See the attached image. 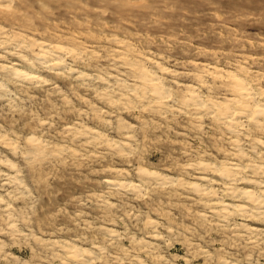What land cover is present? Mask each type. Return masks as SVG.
Segmentation results:
<instances>
[{
    "label": "rangeland",
    "instance_id": "1",
    "mask_svg": "<svg viewBox=\"0 0 264 264\" xmlns=\"http://www.w3.org/2000/svg\"><path fill=\"white\" fill-rule=\"evenodd\" d=\"M259 109L264 0H0V264H264Z\"/></svg>",
    "mask_w": 264,
    "mask_h": 264
},
{
    "label": "bare ground",
    "instance_id": "2",
    "mask_svg": "<svg viewBox=\"0 0 264 264\" xmlns=\"http://www.w3.org/2000/svg\"><path fill=\"white\" fill-rule=\"evenodd\" d=\"M46 49V48H45ZM62 50V49H61ZM45 52H43L44 53V55L45 56H49L48 54V52L49 51H47V50H44ZM60 51V50H59ZM45 58V57H44ZM47 58V57H46ZM58 61V60H57ZM54 64H55V62H53ZM53 64V65H54ZM59 64V63H58ZM57 65V64H56ZM60 65H61V63H60ZM55 67V66H54ZM152 81V80H151ZM236 89H238V93H239V96H240V98H242V99H244L245 101H246V103H242L243 104V111H242V115L243 116H245L246 114H248V111L250 110V108H251V106H250V104L254 101V99H255V97H254V94L246 87V86H244L242 83H239L238 84V87L236 88ZM157 91H158V95H160V91L157 89ZM156 94V93H155ZM160 97V96H159ZM159 97H157L158 99H159ZM160 100V99H159ZM241 100V99H240ZM245 101H243V102H245ZM240 103H241V101H239ZM255 103V102H254ZM253 105V104H252ZM199 106V105H198ZM258 106V105H257ZM253 109V108H252ZM260 110V114H263L264 113V109H259ZM241 111V110H240ZM251 111V110H250ZM249 111V112H250ZM259 114V115H260ZM242 115H240V116H242ZM234 121V120H233ZM232 121V122H233ZM230 170L231 171H238V167L237 166H233V167H231L230 168ZM229 173V172H228ZM234 176V175H233ZM228 177H230L229 175H228ZM235 180V179H234ZM205 181V180H204ZM248 192V191H247ZM249 197H250V199L252 198V196H253V193L252 192H249L248 194H247ZM254 199V198H253ZM255 200V199H254ZM258 201V200H257ZM256 203V202H255ZM219 204V203H218ZM259 204V203H258ZM260 205H261V207H263V208H261V209H264V200L260 203ZM220 206V208H221V211H223V213H229L230 212V210L233 208V206L232 205H230V204H227V203H225V204H222V205H219ZM240 209L242 210V211H246V208L245 207H240ZM245 213H247V212H245ZM260 214H262V215H264V212H261ZM75 254V253H74ZM72 256H74V255H72ZM79 258V257H78Z\"/></svg>",
    "mask_w": 264,
    "mask_h": 264
}]
</instances>
